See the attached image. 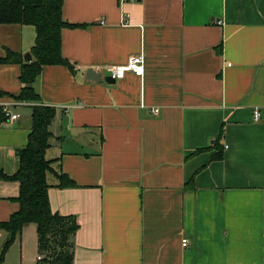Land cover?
Masks as SVG:
<instances>
[{
    "label": "crops",
    "instance_id": "obj_1",
    "mask_svg": "<svg viewBox=\"0 0 264 264\" xmlns=\"http://www.w3.org/2000/svg\"><path fill=\"white\" fill-rule=\"evenodd\" d=\"M62 17L83 26L62 31L73 70L46 66L34 89L56 110L49 200L79 225L73 264H264V0H64ZM35 38L32 26L0 25V58L9 49L24 60ZM137 55L144 77L104 81ZM21 73L0 63V111ZM33 105L0 122L6 175L19 169ZM61 174L76 186L58 187ZM19 192L0 182V223ZM6 239L0 230V256ZM39 255L30 224L1 264Z\"/></svg>",
    "mask_w": 264,
    "mask_h": 264
},
{
    "label": "trees",
    "instance_id": "obj_2",
    "mask_svg": "<svg viewBox=\"0 0 264 264\" xmlns=\"http://www.w3.org/2000/svg\"><path fill=\"white\" fill-rule=\"evenodd\" d=\"M64 0H0V25L32 26L36 31L31 48L32 61L26 63L20 53L6 49L0 58L3 64H20V81L23 88L14 101L35 103L32 107V130L27 145L18 153L19 169L13 175L0 172L1 181L18 182L19 209L10 219L0 223V230L7 233L1 248L0 264L14 244L20 239L23 228L34 224L37 227L38 250L43 255L42 264H73V238L79 229L74 217L63 216L52 211L49 200L48 174L54 171L52 161L47 160L52 133L50 125L55 118L53 107L39 104L40 96L34 83L46 66H65L73 70L62 54V31L66 28L83 27L66 22L62 17ZM11 100V99H10ZM37 104V105H36ZM6 121L0 111V122ZM216 141L213 160H221L223 152ZM60 188L76 186L66 175H58ZM190 184V183H189Z\"/></svg>",
    "mask_w": 264,
    "mask_h": 264
},
{
    "label": "built area",
    "instance_id": "obj_3",
    "mask_svg": "<svg viewBox=\"0 0 264 264\" xmlns=\"http://www.w3.org/2000/svg\"><path fill=\"white\" fill-rule=\"evenodd\" d=\"M135 2L137 0H130ZM145 67H146V59L144 55L133 56L129 59V61L125 64L117 65L107 69L108 72L111 73V76L114 80L119 81L124 79L128 74L134 75L136 77H144L145 75ZM21 102L8 100L1 104V114L6 118L8 123L14 122L19 118V115L14 113L13 109L18 106ZM158 112V110H155ZM255 120H259L260 113L258 110L254 112ZM183 246H187V240H183ZM44 259L43 255H39L37 260L39 264H42V260Z\"/></svg>",
    "mask_w": 264,
    "mask_h": 264
},
{
    "label": "water",
    "instance_id": "obj_4",
    "mask_svg": "<svg viewBox=\"0 0 264 264\" xmlns=\"http://www.w3.org/2000/svg\"><path fill=\"white\" fill-rule=\"evenodd\" d=\"M32 59H33V57H32V55H31V53H26V54L24 55V61H25L26 63L31 62ZM88 77H89L90 79L100 80L99 75L95 74L92 70H89V71H88ZM104 81H105L107 84H114V83H116V80H114V79L112 78L111 73L108 72V71H106V73H105Z\"/></svg>",
    "mask_w": 264,
    "mask_h": 264
}]
</instances>
